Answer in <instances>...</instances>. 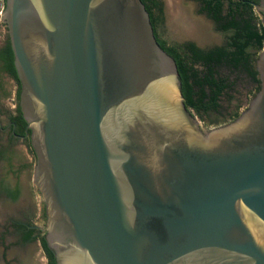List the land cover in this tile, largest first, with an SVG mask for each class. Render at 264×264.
Segmentation results:
<instances>
[{"label":"water","instance_id":"95a60500","mask_svg":"<svg viewBox=\"0 0 264 264\" xmlns=\"http://www.w3.org/2000/svg\"><path fill=\"white\" fill-rule=\"evenodd\" d=\"M3 21L57 264H264V46L249 107L206 130L142 0H6Z\"/></svg>","mask_w":264,"mask_h":264},{"label":"flooded vegetation","instance_id":"af4514ba","mask_svg":"<svg viewBox=\"0 0 264 264\" xmlns=\"http://www.w3.org/2000/svg\"><path fill=\"white\" fill-rule=\"evenodd\" d=\"M162 1L165 16V2ZM196 2L199 12L212 22L217 30L215 22L205 12L200 11V4L198 1ZM254 2L259 3L260 0H252V3ZM255 11L263 23V11L256 7ZM0 25L5 27V31L0 35V81H5L8 78L10 83H15L16 101L15 106L9 110L7 124L0 130V264H48V255L43 247L42 239L46 241L57 264L55 251L46 239L47 211L42 199L41 223L34 220L36 207L30 198L31 193L27 186V179L31 167L34 171L36 155L31 146V130L22 116L21 109V117L18 118L17 82L4 69L2 53L10 40L6 22L3 21ZM222 35L224 42V34L222 33ZM198 46L206 48L213 45ZM262 48L259 51L253 47L249 48V52L254 58L253 64L257 72V80L248 75L246 71L240 72L236 83H225V87L219 95L220 106L215 110L195 111L185 105L199 121L202 128L207 130L228 123L249 107L261 88L257 61ZM235 75L236 73L231 77ZM37 192L39 194L38 189Z\"/></svg>","mask_w":264,"mask_h":264},{"label":"trees","instance_id":"16d2710c","mask_svg":"<svg viewBox=\"0 0 264 264\" xmlns=\"http://www.w3.org/2000/svg\"><path fill=\"white\" fill-rule=\"evenodd\" d=\"M195 1L199 2L200 11L212 18L217 30L224 34L222 44L202 48L191 40L168 43L158 32V26L164 21L163 1L142 0L149 12L158 43L176 62L185 105L195 111L215 110L220 106L219 95L225 83H236L240 72L246 71L257 80L254 58L249 48L259 51L264 46V24L258 17L252 0ZM2 58L4 69L17 82L18 100L20 82L10 43L4 48ZM17 111L20 118L19 105ZM42 244L48 255V264H56L44 239Z\"/></svg>","mask_w":264,"mask_h":264},{"label":"rangeland","instance_id":"374dc122","mask_svg":"<svg viewBox=\"0 0 264 264\" xmlns=\"http://www.w3.org/2000/svg\"><path fill=\"white\" fill-rule=\"evenodd\" d=\"M164 2V21L158 26V32L162 38L168 42L190 39L201 46L223 42L222 33L217 31L213 23L199 12L198 4L195 0H164ZM4 31L5 27L0 25V35ZM31 168L27 186L30 189V198L36 207L34 220L37 223H41L40 210L42 208V200L33 182V171Z\"/></svg>","mask_w":264,"mask_h":264},{"label":"bare ground","instance_id":"6f19581e","mask_svg":"<svg viewBox=\"0 0 264 264\" xmlns=\"http://www.w3.org/2000/svg\"><path fill=\"white\" fill-rule=\"evenodd\" d=\"M173 3V2H172ZM171 83H156L151 86L144 98L132 102V106L142 108L147 114L154 109L155 96L170 97ZM62 264H90L88 260L77 251L67 252L63 256Z\"/></svg>","mask_w":264,"mask_h":264},{"label":"crops","instance_id":"0c3cea01","mask_svg":"<svg viewBox=\"0 0 264 264\" xmlns=\"http://www.w3.org/2000/svg\"><path fill=\"white\" fill-rule=\"evenodd\" d=\"M5 80V79H4ZM16 104L15 83H10L9 79L0 81V130L8 122L9 110Z\"/></svg>","mask_w":264,"mask_h":264},{"label":"built area","instance_id":"2783aa9c","mask_svg":"<svg viewBox=\"0 0 264 264\" xmlns=\"http://www.w3.org/2000/svg\"><path fill=\"white\" fill-rule=\"evenodd\" d=\"M4 9H5V0H0V23L3 22Z\"/></svg>","mask_w":264,"mask_h":264}]
</instances>
